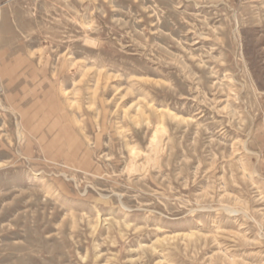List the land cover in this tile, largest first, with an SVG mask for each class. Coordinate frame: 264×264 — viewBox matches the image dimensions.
<instances>
[{
  "label": "rangeland",
  "instance_id": "1",
  "mask_svg": "<svg viewBox=\"0 0 264 264\" xmlns=\"http://www.w3.org/2000/svg\"><path fill=\"white\" fill-rule=\"evenodd\" d=\"M0 264H264V0H0Z\"/></svg>",
  "mask_w": 264,
  "mask_h": 264
}]
</instances>
